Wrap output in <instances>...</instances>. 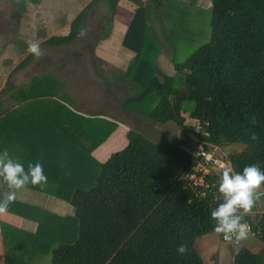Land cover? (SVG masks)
Returning <instances> with one entry per match:
<instances>
[{
  "label": "trees",
  "instance_id": "obj_1",
  "mask_svg": "<svg viewBox=\"0 0 264 264\" xmlns=\"http://www.w3.org/2000/svg\"><path fill=\"white\" fill-rule=\"evenodd\" d=\"M120 1L91 0L67 35L52 36L46 43H73L89 28L96 8L107 11L112 24ZM129 1L135 11L122 44L135 56L127 71L113 80L124 94L123 110L193 131L183 114L185 103L193 100L188 117L202 124L199 135L204 141L245 146L224 155L234 171L252 163L264 169V0H211L210 41L182 61L174 57L173 75L158 66L164 49L151 20L153 11L163 31L180 29L184 39H197L200 29L181 27L183 18L174 6L181 0ZM16 4L13 15L20 17L25 2ZM34 58L33 53L23 58L0 88V149L7 148L25 168L39 161L47 182L27 187L59 197L75 209L73 215L44 214L43 223L77 234L72 243L43 238L50 264H206L196 241L215 232L210 209L222 197L220 177L213 172L207 175L211 186L205 191L183 178L195 162V146L183 138L154 141L129 129L127 146L98 161L92 152L116 128L118 118L78 110L65 81L53 73L16 84L14 73ZM122 80L132 87L125 89ZM253 113L255 124L250 122ZM252 132L258 133V141L249 140ZM260 187L264 190V183ZM5 209L29 220L33 207L13 199ZM256 225L261 236L254 239L264 243V211ZM180 243L188 247L183 255L176 252ZM241 244L234 264H264V246L253 251Z\"/></svg>",
  "mask_w": 264,
  "mask_h": 264
},
{
  "label": "crops",
  "instance_id": "obj_2",
  "mask_svg": "<svg viewBox=\"0 0 264 264\" xmlns=\"http://www.w3.org/2000/svg\"><path fill=\"white\" fill-rule=\"evenodd\" d=\"M16 1L25 2V8L22 10L20 17H14L13 15L14 11L18 9ZM90 1L39 0L32 2L30 0H0V88L6 83L11 71L18 63L31 53L28 51L30 43H38L42 54L39 57L35 56L33 62L28 67L14 73L13 79L15 83L25 85L29 83L34 75L53 73L64 80L67 86L68 82L63 77L61 69H55L56 66L59 67L60 63L54 64L52 58L47 59L45 54L57 52L61 47L74 45L82 39V36L86 32L68 45H50L46 41L52 36L67 35L70 32L71 24L75 17ZM186 1L196 3L199 7L204 5L209 6L210 2V0ZM95 10L100 9L96 8ZM134 11L135 6L131 1L121 0L108 35L102 37L93 46L92 55L94 63L107 84L115 80L120 74H124L135 56L133 50L122 44ZM151 19L155 20L153 22L159 21L160 23L159 17H155V15H152ZM154 25L156 27L155 23ZM163 52L158 58V66L164 73L173 75L175 74L174 57L170 53ZM74 54L75 58H79V56H76L78 53L74 52ZM35 66H41V68L28 78H21L24 71ZM121 84L129 85L130 83L121 82ZM109 85L112 84L109 83ZM66 91L69 97L73 99L72 101L76 102L75 107L78 110L89 115L96 113L83 111L74 96L68 92V87H66ZM188 113L189 110L186 107L185 111H183V114L187 118L186 124H193V120L188 117ZM101 115L111 119H114L112 117L118 118V123L110 135L92 152L93 156L100 162H104L113 152L127 146L129 142L127 136L129 129H136L146 135L149 134L147 135L149 138L158 142L183 138L184 140H189L188 144L194 145L195 143L196 136L193 131L179 126L174 121L158 123L146 115L125 110H123L121 117L107 112ZM221 153L226 155L223 150H221ZM5 192L6 189L3 186L2 180H0V193ZM14 199L32 205L33 210L29 220L24 219L20 214L13 211L7 209L0 210V264H50V254L46 251L45 247L48 245V241L43 238L47 240L52 239L57 242L63 241L58 239V234H54L53 236L50 231H44L45 228L49 230V227H53L50 225L46 226L43 223L44 214L48 211L58 215H73L75 212L74 207L59 197L27 186L16 190ZM239 211L243 212L242 209ZM263 211L264 195L257 198L254 207L244 213V218L256 223ZM241 245L253 251H259L264 246V243L259 239L247 236L246 239H243ZM40 246L42 247L40 248ZM238 247L233 243L224 242L220 233L216 232L205 234L196 241V248L206 264H234V257Z\"/></svg>",
  "mask_w": 264,
  "mask_h": 264
},
{
  "label": "rangeland",
  "instance_id": "obj_3",
  "mask_svg": "<svg viewBox=\"0 0 264 264\" xmlns=\"http://www.w3.org/2000/svg\"><path fill=\"white\" fill-rule=\"evenodd\" d=\"M181 1V3L176 2L174 5L178 7L176 10L180 17L183 18L181 27L185 30L190 27L200 29L201 34L197 39H184L182 37L183 31L180 29L177 30L178 33L172 30L163 31L161 23L159 21L153 22L155 20L151 19L153 25L154 23L156 24L157 28L155 25L154 27L157 29L165 53H170L171 56L179 61L186 59L195 49L211 39V12L209 10L211 0L209 6L204 5L200 7L193 2ZM156 13H152V15L159 17L158 13ZM110 28L111 23L109 22L107 11L104 9L94 10L90 19V27L86 30V33L79 42L70 47H61L57 52H52L48 55L45 54V56L47 59L52 58L54 64H61V66L59 64V67L56 66L57 68L55 67V69H61L63 77L68 82V92L74 96L83 111L88 113L107 112L121 117L123 112L121 97H124V94L116 83L112 85L107 84L106 80L98 72L92 55L93 46L102 37L108 35ZM74 52L76 54L78 53L76 56H79V58L74 57ZM40 68L41 66H35L24 71L21 78H28ZM124 82L127 83L128 81L122 80V83ZM131 87V85H127L125 89ZM112 92L114 95H111ZM69 99H71L73 105H76V102L72 101L73 99L71 97ZM185 104L187 109H192L195 102L189 100ZM194 124L195 122L193 121ZM239 147L243 150L245 146L239 144ZM210 150L212 151V148ZM217 153L221 157H224L221 152L217 151ZM45 225L49 226L47 224ZM44 231H50L53 236L54 234H58V239L66 243L73 242L77 237V234L73 232H67L53 227H49V230L45 228Z\"/></svg>",
  "mask_w": 264,
  "mask_h": 264
},
{
  "label": "clouds",
  "instance_id": "obj_4",
  "mask_svg": "<svg viewBox=\"0 0 264 264\" xmlns=\"http://www.w3.org/2000/svg\"><path fill=\"white\" fill-rule=\"evenodd\" d=\"M28 51L39 57L41 49L38 43H30ZM257 116L251 114L250 122L255 124ZM249 140L256 142L259 135L252 132ZM47 175L42 164L37 161L29 162L27 168L18 159L10 155L7 148L0 149V180L8 191L0 193V210L7 207L16 195V190L28 184L37 185L47 182ZM264 183V169L257 163L246 165L242 171H234L229 165H222V173L218 185L222 202L210 209V216L214 221L213 230L223 234L224 240H243L249 235V226L245 222L244 213L248 212L255 203V190ZM242 209L243 212L239 210ZM188 251L185 243L176 246L177 254L183 255Z\"/></svg>",
  "mask_w": 264,
  "mask_h": 264
},
{
  "label": "built area",
  "instance_id": "obj_5",
  "mask_svg": "<svg viewBox=\"0 0 264 264\" xmlns=\"http://www.w3.org/2000/svg\"><path fill=\"white\" fill-rule=\"evenodd\" d=\"M202 131V124L199 121H196L194 124L193 133L195 134V150L193 154L195 156V162L192 167L187 171L183 178L191 181L194 186H200L205 191L206 188H209L211 184L207 180V175L213 172V170L219 171L222 170V165L231 166L230 161L224 156L221 157L217 151L221 152V147L208 143L204 141L199 133ZM204 143L208 144L207 150H204ZM212 148V151L210 150ZM202 155L201 160H197V156ZM232 167V166H231ZM213 185V184H212ZM204 193V192H203ZM264 195V193L257 194V197ZM245 222L249 226V237L259 238L261 236V229L256 225L255 222L244 218ZM220 236L224 242H230L235 245H240L243 240H224L223 234L220 233Z\"/></svg>",
  "mask_w": 264,
  "mask_h": 264
},
{
  "label": "water",
  "instance_id": "obj_6",
  "mask_svg": "<svg viewBox=\"0 0 264 264\" xmlns=\"http://www.w3.org/2000/svg\"><path fill=\"white\" fill-rule=\"evenodd\" d=\"M204 150H207L208 148V144L207 143H204V146H203ZM221 150H223V152L228 156L230 155L231 153L233 152H239V151H242V149L239 147V144H231V145H222L221 146ZM197 160H201L202 159V155H199L197 156L196 158ZM213 173L219 175V177H221V173H222V170H219V171H216V170H213ZM259 193H264V190L262 187H258L256 190H255V195H254V200L256 202L257 200V194ZM255 204V203H254ZM254 207V205L252 206Z\"/></svg>",
  "mask_w": 264,
  "mask_h": 264
}]
</instances>
